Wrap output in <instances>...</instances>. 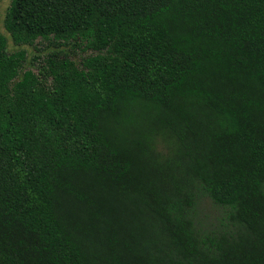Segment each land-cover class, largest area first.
I'll list each match as a JSON object with an SVG mask.
<instances>
[{"label": "trees", "instance_id": "16d2710c", "mask_svg": "<svg viewBox=\"0 0 264 264\" xmlns=\"http://www.w3.org/2000/svg\"><path fill=\"white\" fill-rule=\"evenodd\" d=\"M10 1L0 264H264V0Z\"/></svg>", "mask_w": 264, "mask_h": 264}, {"label": "rangeland", "instance_id": "374dc122", "mask_svg": "<svg viewBox=\"0 0 264 264\" xmlns=\"http://www.w3.org/2000/svg\"><path fill=\"white\" fill-rule=\"evenodd\" d=\"M11 1L10 0H1L0 1V33H3L6 35L8 39V51L14 52L19 49H24L27 51L28 54V61L26 64V68H35L33 66V57L37 53L34 50L33 46L29 45H15L13 40L10 37V34L6 31L4 26V19L6 16L7 9L10 6ZM70 51V48H68ZM47 51L44 50V53ZM71 54H73V58H75L77 61L80 60L82 56L85 55V53H82L78 49L75 51H71ZM191 213L194 216L195 221L197 222L198 226L201 227L204 230H213L221 228V222L220 218L223 215V210L217 206H215L212 201L205 195L200 194L196 200L195 206L191 209Z\"/></svg>", "mask_w": 264, "mask_h": 264}]
</instances>
